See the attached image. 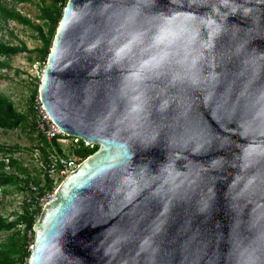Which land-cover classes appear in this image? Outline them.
I'll return each instance as SVG.
<instances>
[{"label":"water","instance_id":"water-1","mask_svg":"<svg viewBox=\"0 0 264 264\" xmlns=\"http://www.w3.org/2000/svg\"><path fill=\"white\" fill-rule=\"evenodd\" d=\"M39 99L99 149L28 264H264V0H68Z\"/></svg>","mask_w":264,"mask_h":264},{"label":"trees","instance_id":"trees-1","mask_svg":"<svg viewBox=\"0 0 264 264\" xmlns=\"http://www.w3.org/2000/svg\"><path fill=\"white\" fill-rule=\"evenodd\" d=\"M29 2L33 1L17 0V3ZM67 3L68 0H51L48 3L45 2L44 6H42L41 17V20H43L45 24L38 25L32 18L23 15L16 6L9 7L7 3L0 0V22L8 24L10 21H13L27 27L37 34L41 42L40 47L29 49L24 43L21 45H12L0 40V57L11 58L12 56L27 53L30 55L29 58L33 63L38 62L45 67ZM0 68H9V66L0 61ZM40 84L41 81H39V85L32 95L29 115L20 113L11 99L0 95V129L14 130L24 127L28 124L30 117H34L37 120L39 116V105L37 103L39 100ZM35 127L39 129V123H36ZM39 132L40 143L38 150L40 154L38 161L42 170L40 169L38 171V167L34 163L26 164L22 159L14 157L12 154L19 149L18 147L0 145V152L10 155L9 157H4L7 159V162L3 160L0 161V190L2 189L3 194L6 195L7 187L11 185L20 187L23 185L21 190L27 195L25 196L20 213L15 220H10L0 215V264L29 263L31 255L30 246H33L35 238L34 227L42 212V208L40 207L32 210L31 204L28 203L29 198L35 199L32 185L39 188L40 195L54 192L56 188V183L51 179L49 173L53 168L51 162L53 147L56 148L60 155L64 156L60 140H65L70 137L58 136L50 143L47 141L42 131ZM98 149V146L92 149L87 147L83 141H80V144L76 146L74 154L82 159H87L97 152ZM56 170L57 174H59L61 166L56 167ZM0 202H2L1 199ZM10 231L15 233L5 240L1 239L3 233ZM16 235L19 236L17 237Z\"/></svg>","mask_w":264,"mask_h":264},{"label":"rangeland","instance_id":"rangeland-1","mask_svg":"<svg viewBox=\"0 0 264 264\" xmlns=\"http://www.w3.org/2000/svg\"><path fill=\"white\" fill-rule=\"evenodd\" d=\"M2 1L7 3L9 7L16 6L23 15L32 18L36 24L44 25L45 22L41 20L42 6H44L45 2L48 3L51 0H32L33 2L29 3H17V0ZM0 40L12 45H21L24 43L29 49H35L41 46V42L33 30L13 21H10L8 24L0 22ZM29 57L30 55L27 53L12 56L11 58L0 57V61L9 66V68H0V95L11 99L16 109L26 115L30 114L31 98L39 85V81H41L44 70L43 65L38 62L33 63ZM41 119L42 117L39 113L37 120L34 117H30L28 124L24 127L14 130L0 129V145L18 147L19 149L12 155L22 159L26 164L34 163L37 165L38 171L41 169L38 161L40 154L38 150L40 143L39 131H41L40 124H43ZM36 123H39V129L35 127ZM60 145L65 157L80 158L74 154L77 146L74 138L70 137L65 140H60ZM9 156V154L0 152V161L7 162V159L4 157ZM64 179H61L60 183ZM22 187L23 185L20 187L11 185L6 188V195L3 194L2 189L0 190V199L2 200L0 202V215L10 220L16 219L20 213L25 196H27L25 192H22ZM14 233L13 231L3 233L1 239L5 240ZM16 236L18 237L19 235ZM30 249H32V246H30Z\"/></svg>","mask_w":264,"mask_h":264},{"label":"built area","instance_id":"built-area-1","mask_svg":"<svg viewBox=\"0 0 264 264\" xmlns=\"http://www.w3.org/2000/svg\"><path fill=\"white\" fill-rule=\"evenodd\" d=\"M37 104L39 105V113L41 114V117H42L41 121L43 122V124H40L41 131L45 135L47 141L51 143L58 136L65 137L66 135L58 128V126L52 121V119L46 113L43 105H41L42 103L40 99L38 100ZM74 140L77 145H79L80 141H82L81 139H78V138H74ZM84 143L86 144L87 147H90L92 149L95 148L96 146L94 144H90L86 142ZM51 158H52L51 162H52L53 168L49 173H50L51 179H53L56 183L55 191L49 192L45 195H40L39 188L37 186L32 185V191L35 194V199H31V198L28 199V203L31 204L32 210L38 207L43 209L47 203L53 200L56 194V190L58 188L57 186L60 183V180L69 176L72 172H74L79 167L81 163H83L86 160V159H82V158L80 159L76 157L66 158L60 155L57 152L55 147H53ZM58 166H61V170L59 174H57V170H56V167Z\"/></svg>","mask_w":264,"mask_h":264}]
</instances>
